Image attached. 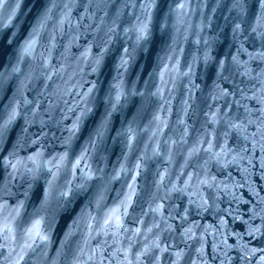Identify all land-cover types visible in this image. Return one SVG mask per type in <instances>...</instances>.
I'll return each instance as SVG.
<instances>
[{"label":"clouds","instance_id":"clouds-1","mask_svg":"<svg viewBox=\"0 0 264 264\" xmlns=\"http://www.w3.org/2000/svg\"><path fill=\"white\" fill-rule=\"evenodd\" d=\"M0 264H264V0H0Z\"/></svg>","mask_w":264,"mask_h":264}]
</instances>
